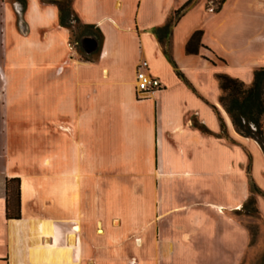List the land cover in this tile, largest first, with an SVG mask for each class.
Masks as SVG:
<instances>
[{"label": "crops", "instance_id": "1", "mask_svg": "<svg viewBox=\"0 0 264 264\" xmlns=\"http://www.w3.org/2000/svg\"><path fill=\"white\" fill-rule=\"evenodd\" d=\"M53 1L0 0V264H243L253 216L239 211L249 166L264 192V151L236 131L218 75L250 86L264 67V0H198L182 15L167 48L191 86L156 33L190 0H74L103 34L92 61ZM142 61L163 85L146 98Z\"/></svg>", "mask_w": 264, "mask_h": 264}, {"label": "trees", "instance_id": "2", "mask_svg": "<svg viewBox=\"0 0 264 264\" xmlns=\"http://www.w3.org/2000/svg\"><path fill=\"white\" fill-rule=\"evenodd\" d=\"M73 1L74 0H57L53 1V3L59 8L61 25L70 29L71 44H79L78 52L81 58L86 61L95 60L103 43V34L96 25L82 23L73 9ZM197 1L198 0H190L187 2L182 8L175 11L163 27L158 28L156 31L158 39L164 47L165 54L173 64L178 77L187 82V84H189L187 79L178 69L167 46L175 24ZM210 1H213L216 11H219L226 2V0ZM203 34L204 32L202 30L193 33L186 45V52L188 54L199 53L200 48L203 46L201 43ZM88 38L92 40L93 44V48L90 51L86 45V40ZM218 79L222 90L220 102L230 116L236 131L244 137L255 139L264 151V67L255 71L254 81L250 86L246 85L242 80L231 77L227 74H219ZM189 86L191 85L189 84ZM195 125L204 133L211 134L205 126L198 122H196ZM222 128L223 135L227 137L224 124H222ZM247 172L249 175L251 196L245 203L242 211H239V214H245L248 216L260 215L257 207L256 195L264 196V192L253 180L250 166L248 167ZM6 195L7 216L10 218L13 206L16 204L19 208L20 191L18 189L14 192L9 182L6 186ZM15 216L19 217L20 214L18 213Z\"/></svg>", "mask_w": 264, "mask_h": 264}, {"label": "rangeland", "instance_id": "3", "mask_svg": "<svg viewBox=\"0 0 264 264\" xmlns=\"http://www.w3.org/2000/svg\"><path fill=\"white\" fill-rule=\"evenodd\" d=\"M244 215V214H242ZM243 223L251 233L252 245L250 252L243 264H264V222L259 215L253 218L243 217ZM101 254H89V262H99L102 260Z\"/></svg>", "mask_w": 264, "mask_h": 264}, {"label": "built area", "instance_id": "4", "mask_svg": "<svg viewBox=\"0 0 264 264\" xmlns=\"http://www.w3.org/2000/svg\"><path fill=\"white\" fill-rule=\"evenodd\" d=\"M213 3V1H211ZM137 91L141 98L155 93L162 88V82L150 72V67L147 61H142L137 70Z\"/></svg>", "mask_w": 264, "mask_h": 264}, {"label": "water", "instance_id": "5", "mask_svg": "<svg viewBox=\"0 0 264 264\" xmlns=\"http://www.w3.org/2000/svg\"><path fill=\"white\" fill-rule=\"evenodd\" d=\"M86 45L88 46V49H92L93 48V44H92V40H90L89 38L86 40Z\"/></svg>", "mask_w": 264, "mask_h": 264}]
</instances>
